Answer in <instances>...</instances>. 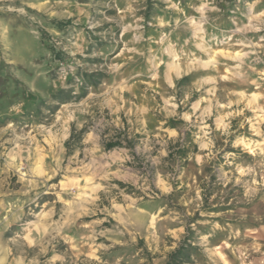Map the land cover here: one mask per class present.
Wrapping results in <instances>:
<instances>
[{"label": "rangeland", "instance_id": "1", "mask_svg": "<svg viewBox=\"0 0 264 264\" xmlns=\"http://www.w3.org/2000/svg\"><path fill=\"white\" fill-rule=\"evenodd\" d=\"M180 247L264 264V0H0V264Z\"/></svg>", "mask_w": 264, "mask_h": 264}, {"label": "trees", "instance_id": "2", "mask_svg": "<svg viewBox=\"0 0 264 264\" xmlns=\"http://www.w3.org/2000/svg\"><path fill=\"white\" fill-rule=\"evenodd\" d=\"M187 77L183 78L186 80ZM84 132V130H82ZM81 132V133H82ZM121 143L119 141H111L106 144V149L110 150L117 146H119ZM189 152L188 147V139L186 137L179 138L174 147L172 149H169L168 156L166 160H171L174 157H178L179 159L186 158L187 154ZM183 247L178 248L173 254H171L170 261H168L166 264H177L178 257L181 255H185L183 252ZM94 264H100L97 262H94Z\"/></svg>", "mask_w": 264, "mask_h": 264}]
</instances>
